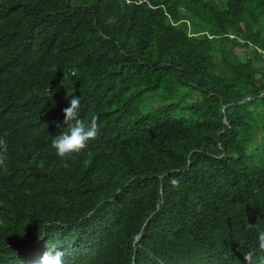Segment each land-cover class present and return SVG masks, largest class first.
I'll use <instances>...</instances> for the list:
<instances>
[{
	"label": "trees",
	"instance_id": "1",
	"mask_svg": "<svg viewBox=\"0 0 264 264\" xmlns=\"http://www.w3.org/2000/svg\"><path fill=\"white\" fill-rule=\"evenodd\" d=\"M0 138V264H264V0H0Z\"/></svg>",
	"mask_w": 264,
	"mask_h": 264
},
{
	"label": "clouds",
	"instance_id": "2",
	"mask_svg": "<svg viewBox=\"0 0 264 264\" xmlns=\"http://www.w3.org/2000/svg\"><path fill=\"white\" fill-rule=\"evenodd\" d=\"M81 97L72 96L70 106L63 109L64 125L67 128L64 129L59 123L56 124L61 129L60 133L52 138L51 147L55 150L57 156L65 161L64 167H69L67 160L69 158H75L81 152L87 149L90 141L95 140L99 133V125L97 123V117L93 116L90 123H86L84 119L80 118ZM7 141L0 138V168L7 167ZM257 225L248 224L249 229L256 228ZM259 246L264 249V231H259ZM53 249L50 248L42 256V264H64V253L56 251L53 254ZM252 253L249 252L245 256V260H249Z\"/></svg>",
	"mask_w": 264,
	"mask_h": 264
}]
</instances>
